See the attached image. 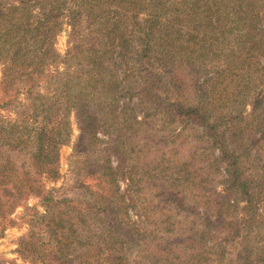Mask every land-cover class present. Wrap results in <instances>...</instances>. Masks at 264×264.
Listing matches in <instances>:
<instances>
[{
    "label": "rangeland",
    "instance_id": "obj_1",
    "mask_svg": "<svg viewBox=\"0 0 264 264\" xmlns=\"http://www.w3.org/2000/svg\"><path fill=\"white\" fill-rule=\"evenodd\" d=\"M0 1L1 13L21 4ZM81 4L67 0L48 24L32 7L23 37L18 28L0 34V264H264V99L255 109L253 94L230 100L225 85L201 103L193 82L202 87L228 59L208 62L198 81L174 83L160 56L140 65L139 26L116 10L132 5L117 1L112 22L90 23ZM145 16L140 9L138 20ZM115 24L127 28V41L111 38ZM179 105H201L206 120L177 115ZM223 116L228 122L214 127ZM42 128L49 156L41 164L34 136ZM217 135L248 149L241 167L253 207L230 186ZM220 215L255 218L248 235L227 241L209 225Z\"/></svg>",
    "mask_w": 264,
    "mask_h": 264
},
{
    "label": "trees",
    "instance_id": "obj_2",
    "mask_svg": "<svg viewBox=\"0 0 264 264\" xmlns=\"http://www.w3.org/2000/svg\"><path fill=\"white\" fill-rule=\"evenodd\" d=\"M67 0H20V6L10 5L6 13L0 12V20L8 26L7 30L0 31L4 36L14 32V28L19 29V35L26 30L24 22L26 18L34 16L32 7L42 8V15L48 23L59 20L63 16V10ZM85 4L87 12V20L91 23L108 19L112 22L110 16L111 6L113 3L120 1L123 4L132 5V8L119 7L116 9L118 14L125 12L130 14L121 15V20L127 24L131 23L132 29L138 24L135 31L134 42L137 45L135 50L140 65L147 69L154 64V60H150L152 55L160 56L158 61L162 65V76H172L171 80L177 83L182 75L190 78L192 81H198L197 77L201 74L208 75L209 63L221 57L228 59L226 66L217 67V71L210 73V77L203 83L202 87H197V83L193 82V88L196 93L202 97L201 103L207 101L208 95L215 94L217 89L223 88L225 96L231 100V96L235 100L242 101L245 96L253 94L255 100V109L264 99V63L261 61L264 56V0H81ZM2 2L0 1V4ZM107 3L110 5H107ZM116 5V4H115ZM42 6V7H41ZM6 8V9H7ZM140 9L145 11L143 20H138ZM18 12V19H10ZM30 15H27V14ZM41 16L39 17V19ZM7 21V22H6ZM41 24L40 26H42ZM46 25V24H45ZM111 27V38L127 41V28L120 26ZM128 26V25H127ZM22 30L20 31V29ZM156 30L158 33H154ZM4 34H3V33ZM33 32V30L31 31ZM236 34V40L231 44L230 38L226 35ZM89 49L97 45L96 41H91ZM15 46V44H14ZM228 46L229 54L224 53V48ZM10 47L11 52L14 49ZM3 50L4 47H3ZM154 51L153 53H150ZM123 56V53H120ZM16 53L9 54L11 58L17 57ZM13 56V57H12ZM189 66V73L185 75L182 70H186ZM186 65V66H185ZM161 72V73H162ZM214 88L209 89L207 83ZM217 86V87H216ZM229 88V92L227 90ZM143 89V87L141 88ZM150 95V94H149ZM221 96V95H220ZM215 100V99H214ZM198 101V102H199ZM218 102V100H217ZM246 102V101H245ZM245 102L236 104V108L232 113H239L241 110L238 106L244 105ZM218 102L217 104H219ZM214 104V103H212ZM201 105H191L184 107L179 105L176 111L177 115L188 116L189 118H197L196 122L202 124L206 120L207 115L201 110ZM45 110V108H44ZM88 116V115H87ZM225 120H224V119ZM218 117L214 123V127L218 128L220 122L227 120L226 116ZM191 121V120H190ZM88 124V121H86ZM192 122V121H191ZM228 122V121H226ZM86 124V126H87ZM89 126V124H88ZM96 129L94 124L90 128ZM213 128V127H212ZM214 130V128H213ZM234 132L232 136H236L237 129L231 128ZM218 136V135H217ZM35 146L37 147L34 156L38 157L39 162L48 159L45 145L47 142L45 129L42 128L34 136ZM223 141L225 143H223ZM217 142L221 146L222 158L228 163L227 175L230 186L234 188L238 194L246 199L247 205L253 207L251 193V182L245 176V169L241 164L244 163L242 157L248 149L242 147H230L226 145L224 138L218 136ZM247 155V154H246ZM223 199L227 200L229 205H233L232 199L227 195H223ZM252 217H234V219H226L225 215H220L218 220H209L211 225L217 232L223 233L224 240L233 241L243 239V235H248V227L252 223ZM217 219V218H216ZM242 219V220H240ZM165 252L161 250L160 253ZM68 259L61 261L66 264ZM68 264V263H67ZM107 264H122L118 258H110Z\"/></svg>",
    "mask_w": 264,
    "mask_h": 264
}]
</instances>
